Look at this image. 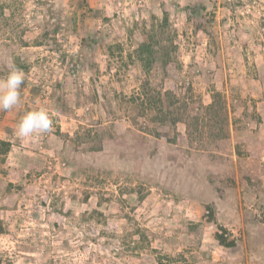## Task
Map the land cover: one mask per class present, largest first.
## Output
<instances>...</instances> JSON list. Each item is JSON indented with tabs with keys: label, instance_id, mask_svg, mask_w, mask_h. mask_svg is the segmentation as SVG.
Segmentation results:
<instances>
[{
	"label": "rangeland",
	"instance_id": "374dc122",
	"mask_svg": "<svg viewBox=\"0 0 264 264\" xmlns=\"http://www.w3.org/2000/svg\"><path fill=\"white\" fill-rule=\"evenodd\" d=\"M13 64L0 264H264V0H0Z\"/></svg>",
	"mask_w": 264,
	"mask_h": 264
},
{
	"label": "clouds",
	"instance_id": "9594fccd",
	"mask_svg": "<svg viewBox=\"0 0 264 264\" xmlns=\"http://www.w3.org/2000/svg\"><path fill=\"white\" fill-rule=\"evenodd\" d=\"M25 73L14 64L10 66L6 78H0V111L16 108L21 102V86L25 82ZM53 121L43 108L26 112L16 128L19 138H32L50 133Z\"/></svg>",
	"mask_w": 264,
	"mask_h": 264
},
{
	"label": "trees",
	"instance_id": "16d2710c",
	"mask_svg": "<svg viewBox=\"0 0 264 264\" xmlns=\"http://www.w3.org/2000/svg\"><path fill=\"white\" fill-rule=\"evenodd\" d=\"M213 106V104L211 105V107ZM1 145H7V143L5 142V141H2V140H0V146ZM217 238L222 242V243H224L225 245H231V242H228L227 240V238L224 236V235H222V236H220L219 234H217Z\"/></svg>",
	"mask_w": 264,
	"mask_h": 264
}]
</instances>
